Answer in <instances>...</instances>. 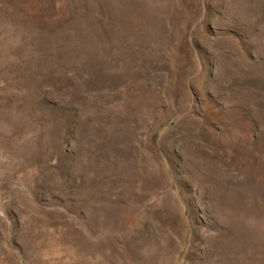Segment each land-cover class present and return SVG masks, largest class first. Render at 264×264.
Returning a JSON list of instances; mask_svg holds the SVG:
<instances>
[{"label": "rangeland", "instance_id": "obj_1", "mask_svg": "<svg viewBox=\"0 0 264 264\" xmlns=\"http://www.w3.org/2000/svg\"><path fill=\"white\" fill-rule=\"evenodd\" d=\"M0 264H264V0H0Z\"/></svg>", "mask_w": 264, "mask_h": 264}]
</instances>
